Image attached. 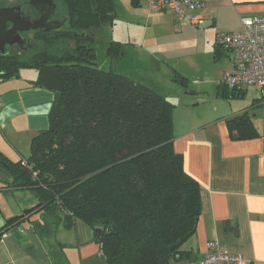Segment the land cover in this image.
Returning <instances> with one entry per match:
<instances>
[{"label":"crops","instance_id":"0c3cea01","mask_svg":"<svg viewBox=\"0 0 264 264\" xmlns=\"http://www.w3.org/2000/svg\"><path fill=\"white\" fill-rule=\"evenodd\" d=\"M186 15L200 18L203 28L170 11H149L143 2L114 0L112 22L94 31L95 41L110 34L98 64H110L111 70L174 105L173 148L182 156L185 173L199 185L200 213L194 235L182 246L187 257L171 264L200 260L210 241L248 264H264V97L254 88L243 89L239 98L224 97L228 89L222 78L232 61L215 43L217 34L239 30L242 19L263 16L264 0H208ZM111 25L122 28L114 34ZM112 42L120 48L114 59L107 56ZM176 75L186 80L184 85ZM36 78V70L23 69L0 81V154L13 163L27 158L32 138L48 129L54 97L36 86ZM197 79L211 84L213 108L198 109L201 91L188 85ZM220 96L226 105L217 103L224 100ZM242 114L254 135L236 140L227 121ZM11 183L10 175L0 183V196L16 206L14 212L0 213V264H106L97 236L86 224L77 219L69 223L41 208L26 214L37 199L31 190ZM16 193L31 197L18 201Z\"/></svg>","mask_w":264,"mask_h":264},{"label":"trees","instance_id":"16d2710c","mask_svg":"<svg viewBox=\"0 0 264 264\" xmlns=\"http://www.w3.org/2000/svg\"><path fill=\"white\" fill-rule=\"evenodd\" d=\"M54 2L67 25L38 34L31 51L0 57V81L34 69L36 86L54 97L48 129L32 138L29 156L13 163L0 154V167L12 188L31 190L37 199L26 214L41 208L69 223L82 221L97 236L106 264H171L187 257L182 246L196 230L199 185L173 148L174 105L97 63L94 31L112 22L114 0ZM119 50L110 43L108 58ZM242 95L227 90L224 97ZM227 126L233 139L254 135L244 114Z\"/></svg>","mask_w":264,"mask_h":264},{"label":"built area","instance_id":"2783aa9c","mask_svg":"<svg viewBox=\"0 0 264 264\" xmlns=\"http://www.w3.org/2000/svg\"><path fill=\"white\" fill-rule=\"evenodd\" d=\"M136 1L143 2L149 11H170L178 19L203 28L202 20L197 16L186 15V11H197L208 0ZM215 43L219 50L230 55L232 61V68L224 73L222 84L228 90L254 88L264 97V15L242 19L239 30L217 34ZM22 166H26L24 161ZM206 248L207 252L200 260L188 264H248L240 256L222 250L216 241L208 242Z\"/></svg>","mask_w":264,"mask_h":264},{"label":"water","instance_id":"95a60500","mask_svg":"<svg viewBox=\"0 0 264 264\" xmlns=\"http://www.w3.org/2000/svg\"><path fill=\"white\" fill-rule=\"evenodd\" d=\"M29 5L39 12H44V16L35 25L22 20L19 7L0 8V54H5L6 47L13 45H21L24 43L21 34L30 31L43 30L48 34L52 31L58 30L62 23L57 21L47 22L56 10V4L53 0H28ZM11 24L10 28H6V24ZM37 23V24H36ZM42 24V25H41ZM101 235V232H97Z\"/></svg>","mask_w":264,"mask_h":264},{"label":"rangeland","instance_id":"374dc122","mask_svg":"<svg viewBox=\"0 0 264 264\" xmlns=\"http://www.w3.org/2000/svg\"><path fill=\"white\" fill-rule=\"evenodd\" d=\"M16 0H0V6H10L13 5L15 3ZM112 30H114V34H118L119 30L122 28V25H111ZM30 37V36H29ZM110 34H101L99 36V38L96 39L95 41V49H96V55H97V63H102V61L104 60V49L106 48L105 44L107 42V39H109ZM225 55H227V53H225ZM108 69H110V64L107 66ZM106 68V67H105ZM189 85V88H193V89H197L200 90L201 93L199 95L200 97V101H199V110L203 111V109H206V107L210 106L211 108H213V101L212 99L214 98L213 92H212V86L211 84L208 82H206L205 80H194L191 81ZM205 92V93H202ZM220 99H224L223 97L220 96ZM225 102V103H224ZM217 103H224V105H226V101L225 99L217 102ZM9 179V175L8 173L0 167V183L3 182L4 180H8ZM29 195V196H28ZM31 194H19L16 193V200L18 199V201L20 200H28V197ZM11 201V202H10ZM14 202L13 200H11V198H6L3 196H0V213L5 215L8 214L9 211H15V207L14 206ZM14 206V207H13ZM9 210V211H8Z\"/></svg>","mask_w":264,"mask_h":264},{"label":"flooded vegetation","instance_id":"af4514ba","mask_svg":"<svg viewBox=\"0 0 264 264\" xmlns=\"http://www.w3.org/2000/svg\"><path fill=\"white\" fill-rule=\"evenodd\" d=\"M54 3L56 4V10H55L53 16L47 22L57 21L59 23H62L61 27L58 29V30H60V29H63L65 27V25H67L66 18L64 16V14L59 11L57 3L56 2H54ZM13 7H19L22 20L32 23L31 25H35V22L39 21L44 16V12H42V11L39 12L36 9H34L33 7H31L29 5L28 0H24V1L23 0H16L13 5L0 6V8H13ZM10 25L11 24L7 23L6 28H10ZM44 29L45 28L41 29L40 31H30V32L22 33L21 37H22L24 43H22L21 45L15 44L12 47H6L5 48V54L4 55L0 54V57L6 56V55H12V53H15L16 55L20 56L22 53H26L28 51H31L35 47V43H34L35 37L38 34H46L43 32ZM55 31H57V30H55ZM0 73L3 74L2 71H0Z\"/></svg>","mask_w":264,"mask_h":264}]
</instances>
